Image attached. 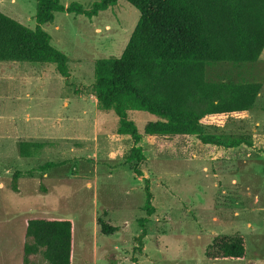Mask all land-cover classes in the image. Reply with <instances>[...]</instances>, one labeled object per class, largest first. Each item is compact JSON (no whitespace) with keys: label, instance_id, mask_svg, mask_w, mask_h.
Segmentation results:
<instances>
[{"label":"rangeland","instance_id":"rangeland-1","mask_svg":"<svg viewBox=\"0 0 264 264\" xmlns=\"http://www.w3.org/2000/svg\"><path fill=\"white\" fill-rule=\"evenodd\" d=\"M60 1L90 9L98 0ZM0 12L37 26L36 0H0ZM139 18L126 0L92 19L56 13L43 29L69 57V78L52 64L0 62V264H24L27 220L38 217L74 222L73 264H264V51L254 63L206 67L209 83L261 84L243 119L205 130L226 145H247L225 150L195 137H147L145 126L158 118L129 112L147 157L137 176L136 162L126 161L133 140L119 133L113 111L97 105L94 69L99 59L122 55ZM146 179L152 216L144 210ZM100 218L119 231L104 236ZM218 235H243L248 258L209 260ZM30 259L48 264L42 255Z\"/></svg>","mask_w":264,"mask_h":264},{"label":"trees","instance_id":"trees-1","mask_svg":"<svg viewBox=\"0 0 264 264\" xmlns=\"http://www.w3.org/2000/svg\"><path fill=\"white\" fill-rule=\"evenodd\" d=\"M119 1L98 0L84 9L78 3L64 6L60 0H36L35 29L0 12V62L52 64L59 75L69 78L70 59L53 47L43 26L53 23L56 13L92 19ZM126 1L139 11V21L120 57L96 62L94 90L98 107L113 111L119 120V133L133 140L126 161L136 162L134 173L144 175L138 167L147 160L144 136L195 137L204 145L225 150L246 144L237 141L226 145L205 130L221 128L230 118L243 119L254 108L261 84L209 83L206 67L254 63L260 58L264 51V0ZM129 112L147 113L158 121L147 123L143 136L129 119ZM12 189L18 192L15 182ZM145 193L144 210L152 216L155 208L148 179ZM147 222V218L139 221L143 228L138 238L140 252ZM98 226L104 236L119 231L101 218ZM74 230L71 219H28L24 264H31L30 258L36 255H42L48 264H73ZM206 256L214 262L245 261L247 240L243 235H218ZM133 261L139 264L137 258Z\"/></svg>","mask_w":264,"mask_h":264}]
</instances>
